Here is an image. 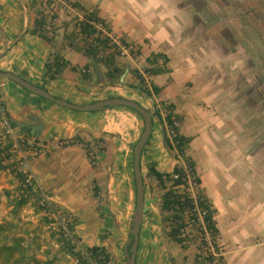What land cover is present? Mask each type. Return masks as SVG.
<instances>
[{
  "label": "crops",
  "instance_id": "1",
  "mask_svg": "<svg viewBox=\"0 0 264 264\" xmlns=\"http://www.w3.org/2000/svg\"><path fill=\"white\" fill-rule=\"evenodd\" d=\"M45 5L44 0H0L5 35L0 69L72 103L125 97L153 112L163 103L173 104L182 118L180 133L191 138L186 153L196 164L200 188L216 209L223 264H264V81L228 25L207 31L199 0H55ZM83 7L97 9L114 40L129 44L116 56L123 72L115 82L105 65L69 45L70 39L83 42L76 36ZM41 18L38 31L49 39L33 32ZM56 53L70 65L51 79L46 64ZM153 53L169 58L170 71L146 76L148 85L161 87L147 96L133 70L150 67ZM0 95L13 126L40 146L32 170L47 198L79 217L76 233L83 246L105 248L108 264H128L135 210L132 152L141 137V117L125 106L66 108L4 77ZM164 132L161 118L153 116L141 155L145 199L136 264H209L197 258L193 246L184 249L172 241L165 228L164 190L149 168L169 173L184 161L178 164ZM101 199L107 201L105 211L97 208Z\"/></svg>",
  "mask_w": 264,
  "mask_h": 264
},
{
  "label": "trees",
  "instance_id": "2",
  "mask_svg": "<svg viewBox=\"0 0 264 264\" xmlns=\"http://www.w3.org/2000/svg\"><path fill=\"white\" fill-rule=\"evenodd\" d=\"M47 1L52 3V0ZM71 4L75 7H82L79 2H71ZM82 9L83 15L82 19L78 22L79 30L78 35L76 36L81 37L83 42L79 45L75 42V40L70 39L69 45L77 50H82L87 56H90L98 63L105 65L107 68V77L110 81L115 82L119 79L123 72V68L118 66L116 62V56L121 54L120 46L111 35V28L109 27V24L99 15V11L97 9L89 10L84 7ZM43 24V18L37 20V27L33 29V32L38 33V30H41ZM39 34L45 39H49L47 35L42 34L41 32H39ZM119 42L121 45L129 47V44L125 40H121ZM158 58L163 60V65L156 64ZM148 61L151 64L150 67L145 68L143 72H140L137 69L133 70V72L139 79L138 88L147 96H151L153 94L160 93L161 87L155 84L148 85L146 82V76L166 73L169 72L170 69L166 67V63L169 61V58L165 54L153 53L150 57H148ZM69 65V61L65 60L60 54L56 53L53 55L52 60L46 64V74L48 75V78H56L63 71V69ZM71 68L72 70L77 69L76 66H71ZM163 105L166 110V115L162 117L160 111L156 110L153 112V116L161 118V121L165 124L166 130L170 129L174 131L171 139L166 135V141L172 150H176L177 158L184 161V166L176 165L173 171L169 173H162L154 166L149 168L150 175L156 177L164 190L161 197V207L166 213L165 228L167 229L168 236L172 241L178 243L184 249H187L190 246H196V256L199 260L203 259L209 264H223V258L220 255V249L217 243L218 228L214 219L216 209L212 206L211 202L200 188L201 179L198 175L196 164L186 153V149L191 141V138L180 133L182 118L174 112V105L169 103H163ZM126 108L133 110L143 119L141 114L136 110L130 107ZM175 120L180 123L179 126L175 125ZM20 178L21 183H25L26 178L21 173ZM25 185L26 186L23 187L26 188V193L34 192L31 185ZM27 201L28 199L26 196L21 198L17 201V207H21L26 204ZM41 207L49 211V208L45 203H42ZM203 212H205V214L203 215L202 220L205 223L204 225L206 229L210 231L212 236L211 248L213 251H210V248L204 250L201 245L197 244V238H200L201 235L205 233L204 225L199 217V213ZM74 229L75 226L72 227V232H74ZM65 240L64 243L67 245L66 247L68 251H73L74 249L73 254L82 257L80 250L75 251L76 244L73 242V238H65ZM86 249L91 251L101 263H109L110 254L105 248L92 246L86 247ZM128 250H131V244L128 245ZM19 252L21 253L19 254ZM23 257L25 256L23 254V250L21 249L20 242L15 241L13 244L0 242V262L4 264H19L20 259ZM36 264L47 263L38 262Z\"/></svg>",
  "mask_w": 264,
  "mask_h": 264
},
{
  "label": "rangeland",
  "instance_id": "3",
  "mask_svg": "<svg viewBox=\"0 0 264 264\" xmlns=\"http://www.w3.org/2000/svg\"><path fill=\"white\" fill-rule=\"evenodd\" d=\"M54 1L52 0V2ZM44 2L45 6L49 5V1L44 0ZM199 2L207 31L219 29V25L221 27L228 25L233 38L237 39V45H241L248 54L252 55L251 62L256 64V67L253 66V71L255 70V73L258 74V79L264 81V0H199ZM206 4H208V8L205 7ZM50 15L52 17L53 13ZM117 92L123 93L122 90ZM159 111L163 117L166 115L164 105H160ZM140 120L142 135L145 124L142 118ZM33 144V142L28 144L26 141L27 148L33 147ZM168 149L177 158L176 150H172L169 146ZM9 156L7 143L0 141V242L8 244H13L15 241L20 242L25 257L20 259L19 264H36L38 262L88 264L86 259L73 254L74 249L68 251L67 245L64 243L65 238H69L66 231H73L72 227L75 226L74 236L76 238H74L77 248L75 251L83 246L76 233L79 217L65 209L66 207L62 204L51 200L53 213L43 209L39 193L36 191L26 193V188L23 187L26 186V183L22 184L20 181V173H23L14 167V163L10 161L13 158H9ZM178 160L180 162L178 164L183 163L180 158ZM132 169L134 178V152H132ZM134 184L135 208L137 200L135 181ZM93 189L94 194L99 196V190ZM25 196L28 199L27 203L17 207V201ZM105 205H107V201L103 202L102 199L97 201L98 210L105 211ZM131 230L132 224L129 229V239ZM193 248L197 254L196 246ZM0 264L4 263L0 262Z\"/></svg>",
  "mask_w": 264,
  "mask_h": 264
},
{
  "label": "water",
  "instance_id": "4",
  "mask_svg": "<svg viewBox=\"0 0 264 264\" xmlns=\"http://www.w3.org/2000/svg\"><path fill=\"white\" fill-rule=\"evenodd\" d=\"M1 44L5 45V35H4L3 27L0 24V45ZM94 65L98 77L102 79V72L96 61H94ZM0 77L11 79L17 82L18 84H20L21 86H23L24 88H26L27 90H29L30 92L42 96L60 106L70 108L73 110L96 111V110L107 109L114 106H125V107H130L141 114L145 124L144 132L134 146V174H135V182H136L137 200L133 215L131 236L129 239V244H131V250L129 251L126 248V256H127L128 264H136V255L138 251L139 234L143 222V209H144V199H145V185H144V178L142 175L141 155H142V150L152 133L153 111L147 109L136 100L125 97H110L87 104L72 103L68 100L54 96L45 88L32 84L29 81L21 78L20 76L12 72H4L0 69ZM164 139L166 142L165 132H164Z\"/></svg>",
  "mask_w": 264,
  "mask_h": 264
},
{
  "label": "built area",
  "instance_id": "5",
  "mask_svg": "<svg viewBox=\"0 0 264 264\" xmlns=\"http://www.w3.org/2000/svg\"><path fill=\"white\" fill-rule=\"evenodd\" d=\"M121 49V53H125L129 50L128 47H125L120 44L119 41H116ZM175 125L179 126L180 123L175 120ZM167 136L171 139L172 135L174 134L173 130H166ZM0 141L3 143H7L10 156L9 158H13V160H10L12 163H14V167L18 169V171L22 172L25 176V183L29 184L33 187V190L39 193V196L41 197L42 203H45L46 206L49 208V212L54 211L53 205L51 201L47 198L42 185L40 184L37 176L32 170V162L33 160L41 153L40 146H37L33 144L34 146L31 148L26 147V141L27 139L25 136L18 131L13 124L10 121V118L7 114L6 107L3 103V100L0 95ZM28 144L31 143L27 141ZM203 213H199V217L203 218ZM202 224L205 223L202 220ZM205 233L201 235L200 238H197V244L201 245L204 250L210 248V251L213 249L211 248V239L212 236L210 234V231L206 229L204 225ZM69 238H73V242L76 243V240L74 238V232L72 231H66ZM196 241V239H195ZM196 244V245H197ZM82 254V258L86 259L88 261V264H106L101 263L98 258L94 256V254L87 250L86 247L82 246L79 247V249Z\"/></svg>",
  "mask_w": 264,
  "mask_h": 264
}]
</instances>
